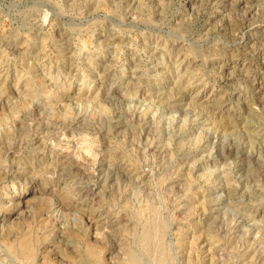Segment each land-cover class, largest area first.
<instances>
[{
    "label": "rangeland",
    "instance_id": "obj_1",
    "mask_svg": "<svg viewBox=\"0 0 264 264\" xmlns=\"http://www.w3.org/2000/svg\"><path fill=\"white\" fill-rule=\"evenodd\" d=\"M0 264H264V0H0Z\"/></svg>",
    "mask_w": 264,
    "mask_h": 264
}]
</instances>
